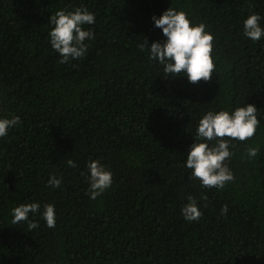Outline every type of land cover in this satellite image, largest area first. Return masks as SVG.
<instances>
[{
	"label": "trees",
	"instance_id": "16d2710c",
	"mask_svg": "<svg viewBox=\"0 0 264 264\" xmlns=\"http://www.w3.org/2000/svg\"><path fill=\"white\" fill-rule=\"evenodd\" d=\"M77 7L95 13L96 38L73 67L51 48L49 17ZM170 7L214 35L208 82L166 78L141 49L166 39L152 17ZM252 13L264 16V0H0V117L21 120L0 139V264H264V41L242 34ZM245 103L260 125L235 142V182L202 188L183 166L198 120ZM90 159L113 173L95 201ZM51 175L61 188L47 186ZM188 195L203 211L191 223ZM31 202L55 205V228L39 216L36 229L12 224L11 210Z\"/></svg>",
	"mask_w": 264,
	"mask_h": 264
},
{
	"label": "clouds",
	"instance_id": "9594fccd",
	"mask_svg": "<svg viewBox=\"0 0 264 264\" xmlns=\"http://www.w3.org/2000/svg\"><path fill=\"white\" fill-rule=\"evenodd\" d=\"M155 28L161 29L165 40L149 43L145 38L141 49H147L149 59L163 67L166 78L186 77L189 83L208 82L216 69L214 53V35L207 30L205 23H197L190 16L170 7L159 17H152ZM264 16L250 14L243 21L242 34L248 40L259 43L264 41ZM52 26L48 33L51 48L59 54V63L72 65L83 60L89 45L86 41L95 40V33L86 26L96 23L95 13L86 7L73 10L61 9L49 17ZM21 124L19 116L0 117V139L9 135V131ZM260 125L258 109L254 104H244L231 108H213L202 114L197 122L193 143L186 152L184 167L190 170L189 179L199 180L202 188L224 190L236 180L235 173L229 167L236 141L245 142L252 138ZM258 149L248 147V159L256 157ZM75 168L72 159L67 161ZM88 190L86 195L95 201L108 191L113 184L112 171L99 159L86 162ZM62 178L51 175L47 186L59 189ZM227 204L221 208V215L226 216ZM12 224L27 223L29 229L39 227V216L49 228H55L57 215L52 203H23L11 210ZM181 215L189 223L198 221L203 216L198 199L187 196V203L181 208Z\"/></svg>",
	"mask_w": 264,
	"mask_h": 264
}]
</instances>
